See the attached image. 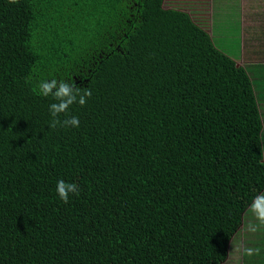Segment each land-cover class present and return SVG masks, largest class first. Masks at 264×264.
Returning a JSON list of instances; mask_svg holds the SVG:
<instances>
[{
	"label": "trees",
	"instance_id": "1",
	"mask_svg": "<svg viewBox=\"0 0 264 264\" xmlns=\"http://www.w3.org/2000/svg\"><path fill=\"white\" fill-rule=\"evenodd\" d=\"M182 3L0 0V264L228 263L264 192V5L239 64ZM52 78L91 88L79 127L50 128Z\"/></svg>",
	"mask_w": 264,
	"mask_h": 264
},
{
	"label": "rangeland",
	"instance_id": "2",
	"mask_svg": "<svg viewBox=\"0 0 264 264\" xmlns=\"http://www.w3.org/2000/svg\"><path fill=\"white\" fill-rule=\"evenodd\" d=\"M188 1L196 3L198 5L199 12L200 10L203 12L201 14L205 16L208 15L209 23L212 16L213 25L211 28H208L212 36L218 38L221 42L227 41V43H229V51L233 49L231 45L236 44L234 52L230 53L232 55L236 54L235 57H237L239 64H243L247 59L245 58L244 53H239V49L241 48L240 39L243 38V27L240 28L239 26L242 22L248 24V21L257 15L259 10L256 12L251 10L258 5H264V0H167V4L178 5L179 3ZM255 23L256 25L260 24L259 20H255L251 24ZM260 67L261 68H257L262 70L264 63L260 65ZM259 81L260 79H257V83ZM250 221L255 222L254 218L248 214L245 217V224L243 225V228L240 230L239 235H237L234 239L235 243L242 245V248L239 252H237L234 250L233 243H231V251L233 252L229 257L227 264H231V262L235 264H254L252 260L253 256L243 254V248L251 247L255 249V245L250 243L255 234L254 232H249L247 230V224Z\"/></svg>",
	"mask_w": 264,
	"mask_h": 264
},
{
	"label": "clouds",
	"instance_id": "3",
	"mask_svg": "<svg viewBox=\"0 0 264 264\" xmlns=\"http://www.w3.org/2000/svg\"><path fill=\"white\" fill-rule=\"evenodd\" d=\"M9 2L15 4L18 0H9ZM38 89L40 95L44 97L51 96L56 101L49 106V111L52 116V120L49 123L51 129H56L57 127H79V118L68 115L69 109L73 104L78 103L84 106L87 103V98L92 96L90 87L82 89L74 82L52 78L50 80H41L38 84ZM61 114H65V119L61 120L59 118ZM56 192L60 199L67 203L71 195H79L80 188L75 182H66L60 179L56 184ZM248 212L255 221H250L247 224V230L249 232H256L258 228L264 227V192L259 193L252 199ZM232 243L234 250L239 252L242 245L235 243L234 240H232ZM258 253V248H243V254L247 256H253Z\"/></svg>",
	"mask_w": 264,
	"mask_h": 264
},
{
	"label": "crops",
	"instance_id": "4",
	"mask_svg": "<svg viewBox=\"0 0 264 264\" xmlns=\"http://www.w3.org/2000/svg\"><path fill=\"white\" fill-rule=\"evenodd\" d=\"M255 8H257L258 9V7L256 6ZM248 18V17H247ZM246 18V19H247ZM248 21V20H247ZM210 25H207V26H209L210 28L212 27V25H213V23H212V16H211V20H210V23H209ZM244 25H246V23H243L242 22V24H240V28H242V33H243V29H244ZM209 27H207V28H209ZM244 38H241L240 39V41H241V43H240V49H239V53H243L242 51H243V43H244ZM236 59H237V57H236ZM239 63V62H238ZM243 228V227H242ZM254 234H255V236H253V239H252V241L250 242V243H252V244H254L255 245V249H257V248H259V253L258 254H255V255H253V257H252V260H253V263L254 264H258V263H261V264H264V227H262V228H258V230L256 231V232H254ZM237 235H239V234H237ZM237 235L232 239V240H234L236 237H237ZM232 243V242H231ZM259 254H261V255H259ZM229 257H230V255H229ZM229 259V258H228ZM227 262H228V260H227ZM231 264H235V263H232L231 262Z\"/></svg>",
	"mask_w": 264,
	"mask_h": 264
}]
</instances>
